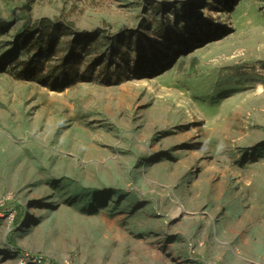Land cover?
I'll return each instance as SVG.
<instances>
[{"label": "rangeland", "instance_id": "1", "mask_svg": "<svg viewBox=\"0 0 264 264\" xmlns=\"http://www.w3.org/2000/svg\"><path fill=\"white\" fill-rule=\"evenodd\" d=\"M41 19L71 26L43 74L83 47L58 86L16 75ZM21 263L264 264V0H0V264Z\"/></svg>", "mask_w": 264, "mask_h": 264}, {"label": "trees", "instance_id": "2", "mask_svg": "<svg viewBox=\"0 0 264 264\" xmlns=\"http://www.w3.org/2000/svg\"><path fill=\"white\" fill-rule=\"evenodd\" d=\"M70 25L64 21L41 19L34 23V26L23 33L22 42L28 45L30 49L35 51V60H30L21 64L23 70L16 75L24 80H41L47 83L54 80V86L64 83L69 75L73 72V62L81 58L77 47L68 58L58 64L47 66L45 71L44 61H50L57 53L60 46V39L64 36L66 30L70 29ZM35 34H38L36 37ZM35 36V37H34ZM87 38L86 36L83 39ZM75 59V60H74ZM72 63V64H71Z\"/></svg>", "mask_w": 264, "mask_h": 264}, {"label": "built area", "instance_id": "3", "mask_svg": "<svg viewBox=\"0 0 264 264\" xmlns=\"http://www.w3.org/2000/svg\"><path fill=\"white\" fill-rule=\"evenodd\" d=\"M21 264H24V263H21Z\"/></svg>", "mask_w": 264, "mask_h": 264}]
</instances>
